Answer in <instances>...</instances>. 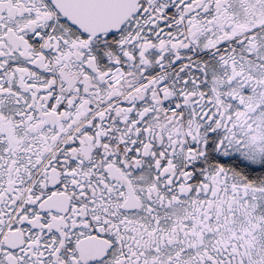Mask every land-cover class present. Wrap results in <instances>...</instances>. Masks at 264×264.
<instances>
[{
  "label": "snow or ice",
  "instance_id": "1",
  "mask_svg": "<svg viewBox=\"0 0 264 264\" xmlns=\"http://www.w3.org/2000/svg\"><path fill=\"white\" fill-rule=\"evenodd\" d=\"M0 264H264V0H0Z\"/></svg>",
  "mask_w": 264,
  "mask_h": 264
}]
</instances>
